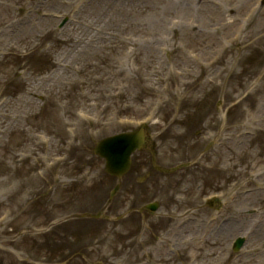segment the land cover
Instances as JSON below:
<instances>
[{
    "label": "rangeland",
    "instance_id": "374dc122",
    "mask_svg": "<svg viewBox=\"0 0 264 264\" xmlns=\"http://www.w3.org/2000/svg\"><path fill=\"white\" fill-rule=\"evenodd\" d=\"M0 264H264V3L0 0Z\"/></svg>",
    "mask_w": 264,
    "mask_h": 264
},
{
    "label": "water",
    "instance_id": "95a60500",
    "mask_svg": "<svg viewBox=\"0 0 264 264\" xmlns=\"http://www.w3.org/2000/svg\"><path fill=\"white\" fill-rule=\"evenodd\" d=\"M142 141V136L138 134L122 135L119 138H115V141L113 139L110 144L111 150L110 148L103 149L106 142H102L97 147L96 153L106 158L107 171L110 174L121 177L129 170L131 153L141 147Z\"/></svg>",
    "mask_w": 264,
    "mask_h": 264
},
{
    "label": "bare ground",
    "instance_id": "6f19581e",
    "mask_svg": "<svg viewBox=\"0 0 264 264\" xmlns=\"http://www.w3.org/2000/svg\"><path fill=\"white\" fill-rule=\"evenodd\" d=\"M149 244H150V241H147V242H146V245L148 246ZM143 246H144V241H143ZM153 246H156V247H157V246H159V245H158L157 243H154ZM120 251H121V250H120Z\"/></svg>",
    "mask_w": 264,
    "mask_h": 264
}]
</instances>
